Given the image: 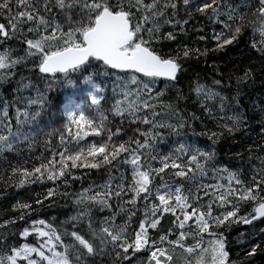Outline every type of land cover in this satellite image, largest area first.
Wrapping results in <instances>:
<instances>
[{"label": "snow or ice", "instance_id": "snow-or-ice-1", "mask_svg": "<svg viewBox=\"0 0 264 264\" xmlns=\"http://www.w3.org/2000/svg\"><path fill=\"white\" fill-rule=\"evenodd\" d=\"M182 3L185 9H188L192 5V0H182ZM227 7L229 8L227 12H221L218 0L211 2L204 0L197 7V11L201 14L211 10L215 18L214 22L223 24L222 30L213 36L217 41V50L234 43L244 29L245 17L237 13L238 6ZM169 9L172 10L170 17H168ZM178 10L177 0H0V17L7 21L0 23V43L12 38H22V42L26 44L24 57L13 59L9 49L0 52V69L5 70L0 73V80L7 79L9 70L23 60L37 56L39 72L50 74L53 78H56L57 74L67 77L70 72L83 73L94 63L99 64L102 71L84 75V82L90 84L98 94L102 89L93 82V75H115L123 100L115 102L113 114L121 117L127 114L132 123L149 126L147 131L136 130L143 140L130 139L127 142H117L114 138L121 135L122 129L119 127L115 131L107 129L105 125L107 117L101 116L100 122L95 123L82 114L79 119L73 116L72 122L76 124L78 130L75 134L70 129L67 131V137L70 138L67 143L65 135L60 136L64 151L59 153L53 151V157L59 155V161L48 159L46 163L42 162L40 167L32 171L22 170L23 178L19 180L17 187H23L30 182H42L46 176L47 180L53 182L64 178L62 182L68 188L71 187V181L82 180L87 175V173L84 176L74 175L70 168L97 171L105 169L107 179L103 184L96 185L98 190L95 192L93 185L90 184L77 193L65 191L61 194L65 198L72 197L73 203L79 206L76 214L64 222H74L72 223L74 230L58 232L56 227L44 219L33 220L30 227H25L19 235L27 238L35 234L37 243L35 245L23 243L18 247H12L10 254L0 255V264H18V262L95 264L93 258L104 254H114L118 260H128L130 249L133 253L141 250L149 251V264H172L173 256L169 250L151 239L148 231L149 228H157L160 218L164 213L169 212L176 217L173 223L180 231L176 239H169V235L173 234L172 230L169 235H162L159 238L161 243L166 242L173 250L179 247L189 256H195L194 262L186 258V264H228L229 252L225 250V237L222 233L211 229L218 228L226 222L251 224L255 220L264 218V157H258L262 167L254 170L252 183L248 184L240 178L238 172L217 167L214 163V152L202 151L184 144H180L168 155L157 152L158 138L162 139V134L156 129L169 128L176 131L177 128L184 127L183 117L172 108V105L161 103L160 107L166 109L164 115L177 118L179 123L158 120L157 117L161 113L156 110L157 104L151 102L163 95L162 91L155 92L157 83L161 79L174 82L181 71L179 54L165 56L153 47V43L160 39L158 34L161 20L163 24H171L173 27L180 25V30L183 31V25L188 21L176 19ZM137 13L140 14L139 19ZM256 14L260 17L258 30L264 37V0H258ZM221 16H226L227 19L220 20ZM24 25H30L27 32L23 30ZM147 25L151 26L146 27ZM256 30L254 28V31ZM29 33L33 34L31 38L28 36ZM226 33L231 35L228 36ZM200 38L205 39L203 36ZM163 39L175 40L176 35L174 32H169ZM253 47L256 45L253 44ZM260 50L264 51V46ZM193 51L199 52L198 49L185 48L183 56L188 57ZM109 69L116 71L110 73ZM248 76L249 73L245 72L244 77L240 79L243 80ZM215 83L220 84V81L217 80ZM20 87L27 88L29 85L21 82ZM195 91L204 92L209 99L218 95L211 89L205 92L203 85H198ZM221 101L223 103V97ZM18 102H25V99L21 97ZM91 102L100 103L98 95H91ZM26 103L43 105L44 101L28 99ZM68 103L70 108L71 103ZM8 108L9 102L4 101L0 110V131L7 129V134H0V152L13 150L14 145L21 138L29 140V134L22 129L40 115L39 111L30 114L27 110L21 112L18 108L17 127L13 131L12 125L6 122L9 115ZM69 114L71 115L70 111ZM228 119L233 125L228 131H232L240 117L232 116ZM105 132H107L106 141L99 145L93 142L86 149L79 147L74 155L68 154L71 151L68 144L75 142L80 145V142L89 135L99 137ZM215 135L212 134L213 137ZM68 161H71L70 168ZM152 161H158L161 166L153 167ZM123 166L131 169L132 183L127 186H125ZM169 168L175 170L172 175L184 183L173 184L161 175ZM113 169L119 176L113 175ZM16 171L19 170L14 169V172ZM155 176L161 177V183L153 187ZM67 177H71V181ZM223 180L227 183H221ZM153 193L155 199L159 201L158 205L150 201ZM57 194L56 189L50 188L44 199L55 197ZM129 196V199H125ZM112 199L118 201L116 211L112 209L110 203ZM138 201L143 203L142 209L137 208ZM36 203L43 205V201L39 199ZM247 203L252 204L251 211L239 215L242 206ZM125 205L132 207L128 208ZM90 206H98L99 211L107 210L111 215L103 217L97 227ZM16 207L31 209V205L26 203H18ZM137 211H142L144 218L140 220L138 229L134 230L133 238V233L128 229ZM121 214H126L128 220L118 225L116 219ZM181 216L183 219L180 218ZM24 218L22 214L20 219ZM193 219L196 231L186 232L184 230L186 225ZM85 220L90 239L78 230V224ZM14 222L6 221L5 225ZM204 233L214 237L208 241L207 246L203 239ZM189 235L196 238V243L192 246L184 243ZM65 236H70L72 243H65ZM257 247H253L248 255H254ZM33 254L36 258H33Z\"/></svg>", "mask_w": 264, "mask_h": 264}, {"label": "trees", "instance_id": "trees-1", "mask_svg": "<svg viewBox=\"0 0 264 264\" xmlns=\"http://www.w3.org/2000/svg\"><path fill=\"white\" fill-rule=\"evenodd\" d=\"M204 0H192L190 8L185 9L182 0H177L178 15L176 19L184 21L183 31L180 25L173 27L171 24H163L161 20L160 39L153 43V47L158 53L165 56H176L179 54V63L181 71L174 82L160 80L155 92H163L158 100L151 101L157 104V111L161 113L158 120H165L169 123H179L177 118L171 115H164L166 109L160 107L161 103L172 105V108L178 111L183 117V128H177L173 131L169 128L156 129L162 134V139L158 138L157 152L168 155L180 145L199 148L202 151L214 152V163L217 167L227 168L238 172L240 178L246 183H252L254 170H259L262 165L258 157H264V51L260 48L264 46V37L258 30L260 17L256 14L258 0H218L219 10L227 12V6L237 7V13L244 15V29L237 40L226 45L222 50H217V41L213 39L215 33L222 30L223 24L215 23L211 10L201 14L197 7ZM211 2V0H209ZM135 11V9H133ZM172 10H168V17ZM140 14L137 13V19ZM165 17V18H168ZM220 20H226V16H221ZM0 23L7 21L0 17ZM231 23V22H229ZM30 25H24L23 30L27 32ZM147 25L146 27H150ZM254 28L257 30L254 31ZM67 30V26H65ZM174 32L175 40H166L163 37ZM33 34L29 33V38ZM230 36L231 33H226ZM203 36L205 39H201ZM253 44L256 47H253ZM185 48L193 51L188 57L183 56ZM9 49L11 57L17 59L26 55V44L22 38H12L0 43V52ZM205 53V54H200ZM39 57H32L23 60L14 68L9 70L7 79L0 80V110L4 101L9 102L8 117L6 122L12 125L13 131L16 130V110L21 112L27 110L30 114L36 111L40 115L34 122H30L22 129L30 136L29 140H21L14 145L13 150L0 152V255L10 254L12 247H18L23 243L35 245L37 243L35 234L22 238L19 233L25 228L30 227L31 221L44 219L50 222L58 232L65 230L72 231V223H64L68 218L75 215L79 206L73 203V198H65L61 194L65 191L77 193L83 187L93 185V192L97 191L96 185H101L107 179L106 170L99 171L92 169L76 168L71 169V161H68L69 168L74 175L84 176L82 180L71 181V187L66 188L62 180L55 182L47 180L46 176L42 182L26 183L23 187H17L22 177V170L32 171L40 167L41 163H46L48 159L59 161V155L53 157V151L59 153L64 151V145L60 143V136L65 135L66 143L70 139L67 137V131L70 129L73 134L76 133L77 126L72 122V117L79 119L82 114L86 119L95 123L100 122L101 116L107 117L105 125L107 129L115 131L118 127L122 129L121 135L114 138L117 142H127L130 139H141L136 131H147L149 126L142 123H132L131 118L125 116H116L113 114V106L117 100H123V95L117 87L118 81L115 75H93V82L98 84L102 91L98 94L94 92L90 84L84 82V75L99 73L102 70L99 64L86 68L83 73H69L67 77L63 74H57L56 78L45 77L39 72ZM5 70L0 69V73ZM110 73H113L109 70ZM245 72L249 76L243 80ZM219 80L220 84L215 81ZM21 82L28 84L29 87L21 88ZM168 84V87H166ZM203 85L205 92L211 89L218 93L209 99L204 92L197 93L195 88ZM134 87V86H132ZM18 89H20L18 91ZM91 95H98L100 103L93 104ZM155 95V93L153 94ZM23 97L25 102H18ZM223 97V103L221 101ZM28 99H43V105H28ZM16 101V102H14ZM71 107L69 108V103ZM68 109V111H66ZM71 112V115L69 114ZM143 114V113H141ZM239 116L240 120L232 131V121L228 117ZM23 119V117H21ZM85 130H88L85 128ZM178 133V134H177ZM216 135L213 137L212 134ZM0 134H7V129L0 131ZM107 140V132L101 136L89 135L80 145L75 142L68 144L71 150L68 154L74 155L79 147L87 148L88 145L95 142L97 145ZM89 159H91L89 157ZM186 162V157L184 158ZM152 166L159 168L161 164L158 161H152ZM59 167V165H57ZM15 170H19L14 172ZM125 186L132 183L131 169L123 166ZM175 170L169 168L161 174L166 180L173 184L184 183L179 178L172 175ZM113 175L119 176L113 169ZM212 182V181H206ZM116 183V181H114ZM161 183V177L155 176L153 187ZM221 183H227L226 180ZM57 190L55 197L44 199L48 189ZM92 194V193H89ZM125 197V199H129ZM37 199L43 201V205L37 204ZM150 201L159 204L155 199V193L150 197ZM174 202V201H173ZM18 203L31 205V209H21L16 207ZM113 211L117 210L118 201H110ZM92 218L99 226L103 217L111 215L107 210L101 212L98 206H90ZM131 208V205H125ZM137 208L142 209L143 203L137 202ZM251 203L242 206L239 215H245L250 212ZM179 214V210H177ZM24 219H20L21 215ZM159 215V214H158ZM144 218L142 211L132 217V223L129 232L133 233L138 229L139 222ZM183 219V216L180 217ZM128 220L126 214L117 216L116 224L122 225ZM176 217L172 213H164L160 218L157 228H149V236L161 245H169L166 242L161 243L159 238L162 235H169L170 230L173 234L169 239H176L180 229L173 223ZM78 230L91 238L87 232V221L78 224ZM186 232L194 233L196 231L195 220H191L186 225ZM211 231L222 233L226 240L225 250L229 252L228 264H264V219L253 221L251 224L243 223H225ZM190 246L196 243L193 235L187 236ZM208 238H214L208 233L203 234L204 241ZM65 243H72L70 236L64 237ZM171 246V245H170ZM258 246V247H257ZM162 247V246H161ZM253 247H257L254 255L249 256ZM62 250V249H58ZM110 253L111 250L109 249ZM149 251L141 250L133 253L129 250L128 260H118L114 254H104L94 257L95 264H145L149 258ZM33 258L35 254H33ZM26 264V262H18Z\"/></svg>", "mask_w": 264, "mask_h": 264}, {"label": "rangeland", "instance_id": "rangeland-1", "mask_svg": "<svg viewBox=\"0 0 264 264\" xmlns=\"http://www.w3.org/2000/svg\"><path fill=\"white\" fill-rule=\"evenodd\" d=\"M188 237L185 238L184 243L187 246H190V242L187 241ZM214 238H208L204 241L205 246H207L208 241L212 240ZM162 247L169 250V253L173 256L172 264H186V258L188 260H191L194 262L195 256H189L186 252L183 251V249L177 247L175 250H173L172 246L170 245H161ZM145 264H149V260L147 259V262Z\"/></svg>", "mask_w": 264, "mask_h": 264}, {"label": "water", "instance_id": "water-1", "mask_svg": "<svg viewBox=\"0 0 264 264\" xmlns=\"http://www.w3.org/2000/svg\"><path fill=\"white\" fill-rule=\"evenodd\" d=\"M112 70V69H111ZM114 72L116 71V70H113ZM43 76H45V77H49V76H52V75H50V74H44V73H41ZM163 80V79H162ZM262 219H264V218H261V219H258V220H255V221H259V220H262Z\"/></svg>", "mask_w": 264, "mask_h": 264}, {"label": "bare ground", "instance_id": "bare-ground-1", "mask_svg": "<svg viewBox=\"0 0 264 264\" xmlns=\"http://www.w3.org/2000/svg\"><path fill=\"white\" fill-rule=\"evenodd\" d=\"M102 63V62H101Z\"/></svg>", "mask_w": 264, "mask_h": 264}]
</instances>
